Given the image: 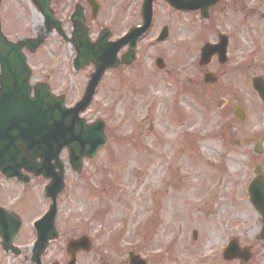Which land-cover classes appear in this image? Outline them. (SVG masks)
Masks as SVG:
<instances>
[{"label": "rangeland", "instance_id": "rangeland-1", "mask_svg": "<svg viewBox=\"0 0 264 264\" xmlns=\"http://www.w3.org/2000/svg\"><path fill=\"white\" fill-rule=\"evenodd\" d=\"M1 2L3 34L14 42L31 37L23 30L29 11L19 0ZM138 6L129 0L106 3L101 22L110 25L112 14L120 17L121 32L133 14L139 25ZM153 14L135 62L106 72L80 115L87 123H104L105 147L83 161L79 174L67 165L65 152L60 156L65 187L57 200L59 237L42 256L43 264H66V243L81 235L92 248L77 256V264H99L98 254L127 264L128 253L144 243L149 222L146 255L170 245L167 260L153 258V264H199L228 237H252L260 225L246 189L256 164L264 175V106L251 88L252 78L264 80V0H221L206 20L198 12L167 10L162 2L154 3ZM163 26L167 38L157 43ZM218 35L228 38L226 64L214 57L199 67L200 48L216 44ZM45 47L25 53L30 83H47L70 107L80 100L93 69L73 72L69 52L51 39ZM156 58L163 61L162 70L155 67ZM205 72L216 76L215 85L203 84ZM232 105L242 109V121L227 112Z\"/></svg>", "mask_w": 264, "mask_h": 264}, {"label": "water", "instance_id": "water-1", "mask_svg": "<svg viewBox=\"0 0 264 264\" xmlns=\"http://www.w3.org/2000/svg\"><path fill=\"white\" fill-rule=\"evenodd\" d=\"M152 1L145 0L142 9L143 26L133 29L129 34L112 45H105L100 48H89L84 52L85 59L80 61L93 62L96 66L95 73L91 76L86 87L83 98L73 108L64 107L62 97H54L43 84L34 86V97H30L31 88L29 80L31 72L26 65V60L20 51L21 43L13 44L8 42L0 32V117L11 125H19L18 130L12 128L0 129V139L21 140L26 144L21 146L22 150L41 158V164L36 169L37 173L43 174L51 179V184L46 188V194L52 198V206L44 217L36 222L37 240L33 247L34 261L40 264V257L48 246L49 241L55 240L58 236L54 226L56 216V198L63 189V169L59 161V155L63 149L68 152V162L73 171L79 172L82 158L92 159L96 152L105 145L104 125L101 121L86 125L84 120L79 118L91 103L95 89L104 71L113 69L119 64L130 65L134 60L132 49L136 42L149 29L152 17ZM173 8L184 11L199 10L202 17H207V11L215 6L220 0H166ZM264 17V16H263ZM167 37V30L164 28L158 38L161 42ZM129 43L130 53L121 62H116L117 52ZM228 40L220 35L217 45L206 44L200 50L199 66H206L210 59L216 55L220 64L226 63V49ZM86 63V62H83ZM159 68L163 67L162 61L157 60ZM216 78L212 74L204 75V83L214 84ZM252 88L264 102V82L261 78L252 80ZM234 115L238 120L243 119V113L239 107L233 106ZM14 133L15 136H11ZM17 135V136H16ZM10 144H3L0 147V157L13 156L7 153ZM254 152L261 153V139L257 140ZM12 165L9 162H0V168ZM20 167L29 169L27 162L19 163ZM59 169L57 175L53 170ZM255 179L248 188V195L251 205L263 219L264 235V176L262 168L257 165L254 169ZM90 243L86 238L69 241L67 253L71 256L68 264H75V254L78 250L88 252ZM57 264V263H54Z\"/></svg>", "mask_w": 264, "mask_h": 264}, {"label": "flooded vegetation", "instance_id": "flooded-vegetation-1", "mask_svg": "<svg viewBox=\"0 0 264 264\" xmlns=\"http://www.w3.org/2000/svg\"><path fill=\"white\" fill-rule=\"evenodd\" d=\"M19 1L21 9L29 11L23 30L31 32V37L25 39L40 41L42 45L38 50L46 48L51 39L60 50L70 53L71 66L77 52L89 43H95L100 36H107L108 43H113L128 29L136 26L133 14L129 24L121 32L118 27L120 17L114 18L112 14L110 25L101 22L106 3L113 4L116 0ZM129 1L130 4H137L141 0ZM23 51L27 52L28 49L24 47ZM83 91L79 96L83 95ZM12 144L19 147L23 142L12 141ZM0 160L29 161L32 165L40 163L38 157L23 155L0 157ZM46 184L42 176L37 177L34 173L24 170L10 178L0 171V264H5L7 260L11 264L18 261L19 264H32L30 247L35 237L32 223L43 215L50 204L43 194ZM261 229L259 225L252 237H228L221 247L210 254L207 261H197L199 264H264V238ZM228 247H231V254L228 259H224V251ZM144 248L146 247L136 248L132 253L140 259L133 257L127 264H153V258L167 260L170 253L169 246L161 256L154 257L151 250L146 255ZM98 255L99 264H114L109 257Z\"/></svg>", "mask_w": 264, "mask_h": 264}, {"label": "bare ground", "instance_id": "bare-ground-1", "mask_svg": "<svg viewBox=\"0 0 264 264\" xmlns=\"http://www.w3.org/2000/svg\"><path fill=\"white\" fill-rule=\"evenodd\" d=\"M159 90H162V86L159 87ZM260 220V219H259Z\"/></svg>", "mask_w": 264, "mask_h": 264}]
</instances>
